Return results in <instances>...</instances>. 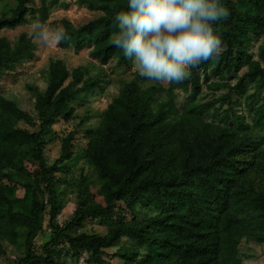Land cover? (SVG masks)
I'll return each instance as SVG.
<instances>
[{"label":"trees","instance_id":"1","mask_svg":"<svg viewBox=\"0 0 264 264\" xmlns=\"http://www.w3.org/2000/svg\"><path fill=\"white\" fill-rule=\"evenodd\" d=\"M76 1L102 14L78 26L65 19L69 39L58 46L79 51L89 45L90 56L101 64L114 58L119 67L131 69L132 61L111 43L118 30L114 15L127 10V0ZM14 2L11 13L0 16V31L27 21L29 0ZM41 3L43 22L47 0ZM222 3L231 15L213 25L224 45L219 58L166 87L144 86L135 73L107 104L85 149L98 189L91 192L87 175L74 181L78 201L64 224L53 220L60 160L47 163L44 137L57 117L70 115L69 101L97 78L83 79L77 68L66 82V65L53 61L46 89L34 90L37 116L0 93V254L6 245L23 246L14 264H55L66 248L77 258L88 252L91 264H105V249L125 240L113 254L131 264H241L243 238L264 243V0ZM253 38H262L257 59L248 51ZM34 46L24 34L14 43L0 36V73L31 56ZM209 73L217 80H209ZM203 84L226 91L204 101ZM177 89L187 94L181 109ZM233 94L248 99L250 122L230 107L220 108ZM67 143L66 138L61 156ZM138 206L147 214H139ZM45 213L52 231L37 252L34 240L43 231ZM88 218L106 221L105 232L80 229Z\"/></svg>","mask_w":264,"mask_h":264},{"label":"rangeland","instance_id":"2","mask_svg":"<svg viewBox=\"0 0 264 264\" xmlns=\"http://www.w3.org/2000/svg\"><path fill=\"white\" fill-rule=\"evenodd\" d=\"M41 0H29L28 7L30 13L26 15L27 21L14 28H5L0 31V36H5L12 43L18 40L21 34L30 38L34 42L32 55L22 59L19 63L5 66L0 73V93L7 99L12 100L17 106L33 116H37L35 111L34 90L43 92L49 79L50 64L55 60H61L67 67L69 77L72 78L75 69L81 68L83 79L96 77L95 83L87 91L77 94L70 103V115L59 116L52 125V129L44 137V154L48 164L60 160L58 163L59 182L56 185L58 193L59 209L58 214L53 219L59 225L66 223L73 216L78 201V188L74 181L83 175L91 178V192L96 193L98 183L95 176H92L91 169L85 160V149L91 133L97 128L102 112L107 104L117 95L120 88L138 73L134 64L131 69L119 67L116 59H110L105 64H101L97 59L89 54L90 46L84 45L79 51H75L72 46L61 48L49 36L46 42L41 43L32 35L31 24L34 20H39ZM15 6L14 0H0V16L9 15ZM102 12L88 5L78 4L76 0H47V19L43 21L46 29H54L63 26L66 19L72 25L78 26L90 19L100 16ZM262 43V38H253L248 45V51L254 59H257L258 47ZM246 67L237 72L241 75ZM233 75V74H232ZM204 83V77L201 74ZM217 80L209 73V80ZM231 83L236 82V78H227ZM144 86L154 84L144 80ZM81 85V83L79 84ZM163 87H166L162 85ZM252 89L248 87V91ZM226 88L208 89L203 84L201 99H217L225 93ZM176 104L179 109L187 103V94L180 89L176 90ZM221 99L217 100L220 105ZM248 99L232 96V102L223 104L221 109L229 108L237 115H243L247 122L251 121V112L247 106ZM259 102V101H258ZM257 102V103H258ZM233 118V114H232ZM216 121L218 118H215ZM68 140L67 152L62 154L63 140ZM29 165V164H28ZM31 169L35 167L30 166ZM139 214H147L138 206ZM127 215L131 213L126 210ZM106 221L100 218H88L80 229L89 232H105ZM52 227L49 224V215L45 213L43 231L34 240L35 251L40 252L41 246L50 238ZM125 240L118 241L114 246L106 248L104 255L105 264H131L121 257L114 255L118 246ZM241 264H264V243L243 238L239 244ZM144 251H142L143 253ZM24 254L23 246L13 247L6 245L4 254H0V264H14V262ZM88 252H81L80 257L72 255L70 251L63 248V255L60 259L54 260L55 264H91L87 260ZM41 264V263H36Z\"/></svg>","mask_w":264,"mask_h":264},{"label":"clouds","instance_id":"3","mask_svg":"<svg viewBox=\"0 0 264 264\" xmlns=\"http://www.w3.org/2000/svg\"><path fill=\"white\" fill-rule=\"evenodd\" d=\"M230 15L222 0H127V10L114 15L118 30L111 43L146 81L181 84L192 69L221 56L223 41L213 25ZM31 28L41 43L49 36L57 44L69 39L62 25L46 29L34 20Z\"/></svg>","mask_w":264,"mask_h":264}]
</instances>
